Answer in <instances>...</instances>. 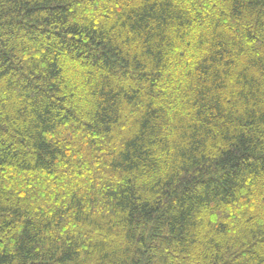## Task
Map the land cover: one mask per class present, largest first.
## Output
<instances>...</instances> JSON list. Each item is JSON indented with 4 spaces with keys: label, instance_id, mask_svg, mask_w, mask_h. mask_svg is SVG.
<instances>
[{
    "label": "trees",
    "instance_id": "1",
    "mask_svg": "<svg viewBox=\"0 0 264 264\" xmlns=\"http://www.w3.org/2000/svg\"><path fill=\"white\" fill-rule=\"evenodd\" d=\"M0 264H264V0H0Z\"/></svg>",
    "mask_w": 264,
    "mask_h": 264
}]
</instances>
